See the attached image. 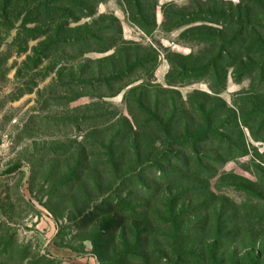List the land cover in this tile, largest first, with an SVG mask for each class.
<instances>
[{
	"label": "rangeland",
	"instance_id": "374dc122",
	"mask_svg": "<svg viewBox=\"0 0 264 264\" xmlns=\"http://www.w3.org/2000/svg\"><path fill=\"white\" fill-rule=\"evenodd\" d=\"M16 1L0 0V264H264V9L1 13Z\"/></svg>",
	"mask_w": 264,
	"mask_h": 264
},
{
	"label": "trees",
	"instance_id": "16d2710c",
	"mask_svg": "<svg viewBox=\"0 0 264 264\" xmlns=\"http://www.w3.org/2000/svg\"><path fill=\"white\" fill-rule=\"evenodd\" d=\"M87 1H89V0H87ZM56 2H57L56 3V9H53V11L55 12L56 18H58L59 20L69 19V18H71L72 15H75L76 12L80 13V10H83L79 6V4L77 3L78 2L77 0L76 1L75 0H56ZM242 2L246 3L249 6L251 5L252 8L264 9V0H242ZM30 6H31V0H18L16 2H10L6 6H4L1 9V13L2 14H9V15L11 13L13 18H17V20H21V18H23V16H27ZM82 6H83V4H82ZM53 11L52 10L49 11L48 9L42 10V8H41V9H39L38 14H40V15H44V13H50L51 14V12H53ZM29 14H31V13H29ZM22 20H23L21 22L22 25H29V24L32 25V24L38 23L37 21H35L33 19H22ZM4 21L6 23H8V19L5 18ZM183 21L186 23H191L193 21V16L191 15L189 17H185L183 19ZM2 25L3 24H0V28H2ZM249 26L251 27L250 29L253 31V34H254L256 32L255 28L253 27V25H248V27ZM28 32L30 34L34 33L32 30L28 31ZM245 32L246 33H243L242 36H244V34L249 33V29H246ZM263 33H264V29H263ZM30 38L33 39L34 37L31 36ZM260 50L264 54V42L262 43ZM262 66H264V65H262ZM209 69L213 70L212 66ZM215 69H216V66H215ZM201 134L202 133H197L195 135H191V140L189 141V144H194V145L197 144L199 142V139L203 136V135L200 136ZM9 172L12 173L13 169H11Z\"/></svg>",
	"mask_w": 264,
	"mask_h": 264
}]
</instances>
